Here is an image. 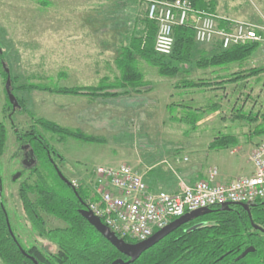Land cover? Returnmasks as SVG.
<instances>
[{
    "label": "rangeland",
    "instance_id": "rangeland-1",
    "mask_svg": "<svg viewBox=\"0 0 264 264\" xmlns=\"http://www.w3.org/2000/svg\"><path fill=\"white\" fill-rule=\"evenodd\" d=\"M217 2L221 12L250 16L252 21L264 24V0ZM147 6V0H0V122L7 130L5 151L0 156V201L24 248L35 245L50 252L57 249L54 241L38 235L27 220L17 193L25 176H18L22 152L17 131L28 130L32 118H44L102 139L84 142L66 138L59 142L56 135L37 127L63 156V161H55L59 171L69 181L89 187L99 166L123 164L140 174L154 168L175 178H179L176 166L182 168L186 162L202 169L222 166L225 179L250 170L251 151L264 139V70L234 83L218 84L215 89L182 85L198 78L264 68L262 44L242 62L198 67L197 59L211 55L216 46L196 43L191 61L179 64L172 76H162L156 67L138 59L142 88L139 92L129 87L114 88L123 92L118 96L98 92V96L64 94L26 87L84 88L117 82L120 72L115 60L121 43L135 19L136 27H140L138 21L146 17ZM242 9L247 16L241 14ZM2 69H8L11 93L22 109L10 102ZM125 89L132 94L125 96ZM177 103L197 108L200 114L196 121L174 117L179 114L181 118L180 111L170 109ZM184 110L187 108L181 110L182 114ZM220 134L232 135L237 141L224 148H209ZM250 144L246 161L244 153ZM212 149L221 150L220 163L214 160V153L208 155ZM29 197L34 199L35 195L29 193ZM40 214L48 228L66 226L42 211Z\"/></svg>",
    "mask_w": 264,
    "mask_h": 264
},
{
    "label": "trees",
    "instance_id": "trees-1",
    "mask_svg": "<svg viewBox=\"0 0 264 264\" xmlns=\"http://www.w3.org/2000/svg\"><path fill=\"white\" fill-rule=\"evenodd\" d=\"M188 1L195 10L217 14L218 0ZM138 22L140 27L132 28L128 36V44L121 47L116 57L115 64L120 72L117 82L84 88L49 89L36 85L26 87L64 94L87 93L98 96V93H101L105 96H118L123 92L115 91L114 88L129 87L135 92H139L142 88V74L137 67L138 59L156 67L162 76L175 75L179 64L191 61L197 43L191 26L181 25L173 28L172 51L169 55L162 56L154 51L157 23L147 16ZM223 25L224 22L220 19L219 26ZM259 45L260 43L253 42L224 49L216 46L214 47L216 51L209 56L201 55L196 64L198 67H218L239 63L248 58ZM263 70L264 68H252L247 72L238 70L225 76L198 78L182 86L196 87L200 90L215 89L218 84L234 83L240 78L257 75ZM2 72L6 79L7 73L4 69ZM104 88L107 89L103 90ZM100 90L104 92H99ZM10 91L12 92L11 79ZM18 104L22 109L21 102L18 101ZM183 108H187L184 114L181 112ZM170 109L171 112L180 111L181 118L179 114L174 116L180 120L196 121L200 114L197 108L182 103L172 104ZM37 127L56 135L59 142L66 138L84 142L102 140L98 136L62 127L44 118H32L28 130L17 131V139L20 141L19 150L23 156L26 152L32 155L30 161L32 164L29 166L22 164V170L18 173L19 177L25 175L18 187V198L27 220L37 230L38 235L50 238L57 249L55 252H50L46 247L39 248L35 245L24 248L14 235L9 222L7 223L6 213L0 206V263L109 264L119 257L126 260L127 257L118 252L80 215L79 209L86 208V202L91 197V189L87 184L74 185L73 181H70L69 186L59 178L55 161H63L64 158L55 151ZM262 132L264 133V129ZM6 139V126L0 122V156L5 151ZM236 141L232 135L220 134L209 143L208 147L224 148ZM148 189L155 191L149 187ZM29 193L35 195L34 199H30ZM247 206L248 208H244L242 204H231L207 208L197 217L144 250L128 264H264V204L257 202ZM40 211L61 220L66 226L48 228ZM122 239L130 243L135 242L127 238ZM248 246H252L254 251L236 260L235 258Z\"/></svg>",
    "mask_w": 264,
    "mask_h": 264
},
{
    "label": "built area",
    "instance_id": "built-area-1",
    "mask_svg": "<svg viewBox=\"0 0 264 264\" xmlns=\"http://www.w3.org/2000/svg\"><path fill=\"white\" fill-rule=\"evenodd\" d=\"M146 16L157 23L154 51L169 55L173 28L189 25L197 43L219 48L258 42L264 45V24L224 18L195 10L188 0H147ZM224 22L219 26V20ZM250 174L228 181L217 179L211 170L205 178L175 192L150 191L143 175L127 165L99 166L91 180V211L119 238L142 241L179 216L198 209L231 204H264V139L249 156ZM75 185L76 182L73 181Z\"/></svg>",
    "mask_w": 264,
    "mask_h": 264
},
{
    "label": "water",
    "instance_id": "water-1",
    "mask_svg": "<svg viewBox=\"0 0 264 264\" xmlns=\"http://www.w3.org/2000/svg\"><path fill=\"white\" fill-rule=\"evenodd\" d=\"M7 73L6 81H5V92L12 103L13 107H19L17 100L15 99L14 95L10 91V76L8 74V69L5 71ZM57 174L59 178L65 182L67 185L70 186L71 182L59 171L56 167ZM15 176L13 177V179ZM80 200V198H79ZM81 202V200H80ZM244 208H248L247 204L242 203ZM206 209H198L187 212L178 218L169 222L163 228L155 231L151 236L146 238L143 241L130 243L126 242L123 239L119 238L115 235L101 220L99 217L95 216L91 211L86 208L79 209L80 215L103 237L105 238L118 252L123 254L124 256L128 257L127 260H123L121 258H116L111 261L109 264H128L133 262L144 250L148 249L149 247L153 246L159 240L164 238L167 234L178 228L179 226L183 225L184 223L188 222L189 220L197 217L200 213L205 211ZM254 251L252 246L246 247L235 259H241L245 257L248 253Z\"/></svg>",
    "mask_w": 264,
    "mask_h": 264
},
{
    "label": "crops",
    "instance_id": "crops-1",
    "mask_svg": "<svg viewBox=\"0 0 264 264\" xmlns=\"http://www.w3.org/2000/svg\"><path fill=\"white\" fill-rule=\"evenodd\" d=\"M232 1V0H229ZM220 3L218 2L217 4V13L220 14V16L224 17V18H230V19H235V20H244V21H248L251 23H260L258 22L259 20L256 21H252V19H249L250 16H247L246 13L243 9L240 11L242 12L241 14H245V16L247 17H243L244 15H242V17H238L236 13H231V12H221V10L219 9ZM234 7V6H233ZM145 14V13H144ZM137 19H135L136 21ZM134 23L132 24V28H134V26L136 27L137 24ZM261 24V23H260ZM85 28H88L86 26V24L84 25ZM131 31V30H130ZM129 31V33H130ZM129 35H127V37L125 38V40L121 43L122 46H125L128 44ZM203 76V75H202ZM131 89V88H129ZM126 94L125 96H128L130 94H132V92H128L126 89ZM135 95V94H134ZM204 121H200L198 124H203ZM254 132V131H253ZM251 146L252 144H250L247 149L245 150V157H246V161H247V156L251 150ZM240 149H243L242 147ZM207 151V150H206ZM210 152L208 153V155H211V153H214V160L217 163H220V159H222L223 157H221V155L219 156V154L221 153V150L218 149H212L209 150ZM207 155V154H206ZM186 160H188V158H186ZM187 163V162H186ZM186 163H183L182 168H178V166H176V169H178L179 172V178L178 177H173L171 174L164 172L163 170H154V168H148V171H146L145 173H141L143 175V179L145 181V183L147 184V186L152 189V190H161L163 189L164 191L167 192H175L179 189L180 187V183L179 180L181 179L183 183L186 184H193L196 180H198L199 178H205L207 176V174L211 171V170H216L217 171V179L221 180V181H228L231 180L233 178L236 177H228L225 179L226 173H224V168H222V166L217 167H211V168H206V169H202L201 167H198L197 165H186ZM180 165V164H178ZM182 165V164H181ZM180 167V166H179ZM250 174V170L247 172H244L241 176H245V175H249Z\"/></svg>",
    "mask_w": 264,
    "mask_h": 264
},
{
    "label": "flooded vegetation",
    "instance_id": "flooded-vegetation-1",
    "mask_svg": "<svg viewBox=\"0 0 264 264\" xmlns=\"http://www.w3.org/2000/svg\"><path fill=\"white\" fill-rule=\"evenodd\" d=\"M0 65H1V62H0ZM31 160H32V155H29L28 152H26L24 156L22 154V164L29 166L30 164H32V163H30ZM0 206H1L2 210L5 211L3 204H2V201H0ZM5 213H6V211H5ZM6 218H7V223H8L7 213H6Z\"/></svg>",
    "mask_w": 264,
    "mask_h": 264
},
{
    "label": "bare ground",
    "instance_id": "bare-ground-1",
    "mask_svg": "<svg viewBox=\"0 0 264 264\" xmlns=\"http://www.w3.org/2000/svg\"><path fill=\"white\" fill-rule=\"evenodd\" d=\"M143 241V240H142ZM135 242H140V241H135ZM135 242H133V243H135Z\"/></svg>",
    "mask_w": 264,
    "mask_h": 264
}]
</instances>
